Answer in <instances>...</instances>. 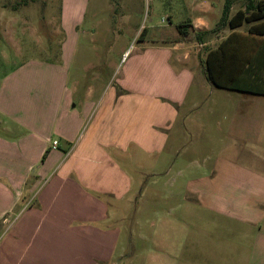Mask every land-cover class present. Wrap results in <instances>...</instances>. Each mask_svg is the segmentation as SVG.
<instances>
[{
    "label": "rangeland",
    "instance_id": "rangeland-1",
    "mask_svg": "<svg viewBox=\"0 0 264 264\" xmlns=\"http://www.w3.org/2000/svg\"><path fill=\"white\" fill-rule=\"evenodd\" d=\"M74 1L0 0V87L15 68L35 64L16 91L30 108L40 86L46 94L55 85L47 67L65 59L64 90L81 85L70 102L77 116L91 88L93 106L70 151L99 124L104 136L117 134L102 148L123 174L103 180L119 192L104 197L119 231L111 264H264V130L251 122L261 117L264 97L198 83L202 48L195 34L182 40L175 28L185 16L179 0ZM223 6L221 0L216 22ZM66 19L77 29L68 31ZM144 28L148 35L139 38ZM179 42L171 54L162 50ZM184 47L187 69L176 60ZM183 70L195 79L176 76ZM201 108L214 111L200 116ZM234 114L250 125L228 130L223 116ZM214 121L218 128H197ZM5 124L6 138L26 134Z\"/></svg>",
    "mask_w": 264,
    "mask_h": 264
},
{
    "label": "crops",
    "instance_id": "crops-1",
    "mask_svg": "<svg viewBox=\"0 0 264 264\" xmlns=\"http://www.w3.org/2000/svg\"><path fill=\"white\" fill-rule=\"evenodd\" d=\"M220 1L179 0L185 14L179 23L190 20L191 26L186 36L179 33V23L175 26L182 40H186L189 34H195L194 38L202 48L194 63L196 73L200 75L197 81L209 85V90L213 85L205 79L203 73L207 52L232 33L246 36L251 26L253 30L264 33V20L243 24L234 30L225 27L219 33H212L219 21L216 22V13L220 11ZM261 1L263 0H230L229 17L237 11L246 12V4ZM225 2L226 0L224 4ZM71 3H76V0ZM172 5L169 2L171 13ZM167 17L171 23L172 15ZM209 20H212V24ZM66 21L68 31L77 29L74 20ZM145 32L148 35L147 29ZM204 32L208 33L200 35L197 39V35ZM164 34L165 32L159 33L162 36ZM63 43L60 49L61 60L67 55V43ZM151 44L158 43L152 40ZM180 44L182 43L163 47L162 50L171 54L181 48ZM184 49L177 54L176 60L180 67L187 69L189 53L187 47ZM170 57L171 55H168L165 59L167 66L170 65ZM35 66L27 63L15 68L6 75L0 87V264H111L119 241V231L111 220L112 215L104 197L119 192L112 189L116 186L108 187L103 180L107 174L119 177L123 174L115 160L107 157L102 148L107 145L106 138L110 139L117 134L104 136L99 124L91 137H82L78 150L75 147L71 152L72 142L75 141L83 120L91 112L93 103L88 101L92 90L89 86L86 87V100L82 101L83 110L77 116L76 109L72 110L70 102L72 92L76 93L81 85L74 82L71 93L64 90L63 80L65 77L67 80L68 72L64 69L66 60L63 59L62 65L57 62L47 67L51 82L55 85H52L50 90L46 89L45 94L42 93L43 86L39 84L40 89H43L39 91L40 96L32 94L31 107L25 108L19 103L20 96L16 91L24 79V73L30 67L35 69ZM190 74L183 70L175 75L185 76L187 82L191 76V82L195 79V74ZM14 92L17 95L13 94ZM249 100L248 97L247 101ZM37 101L38 106L45 105L46 108L39 109ZM213 111L212 108H201L199 113L200 116H206L212 115ZM261 112V117L252 121L250 118L237 119L235 114L229 116L230 118L224 115L222 121L228 123L227 129L230 131H243L250 125V121L257 123L264 130V111ZM6 121L17 125L26 134L17 138H6L10 134ZM197 122L204 121L199 119ZM219 124L220 121H214L213 126L204 124L202 127L198 124L197 128L212 129ZM112 128L115 129V125ZM10 141H16L17 144H11ZM54 142L57 143L55 148ZM28 179H31V183L25 188Z\"/></svg>",
    "mask_w": 264,
    "mask_h": 264
},
{
    "label": "trees",
    "instance_id": "trees-1",
    "mask_svg": "<svg viewBox=\"0 0 264 264\" xmlns=\"http://www.w3.org/2000/svg\"><path fill=\"white\" fill-rule=\"evenodd\" d=\"M229 13L230 0H226L221 18L212 33H219L225 27L234 30L243 24L263 21L264 0L246 4V12L237 11L231 17ZM190 26V20H185L177 25V29L182 36H186ZM144 32L145 28L139 38ZM207 33H199L197 39ZM203 66L205 79L216 88L264 96V33L253 30L251 26L246 36L238 33L230 34L214 49L207 52ZM46 154L47 151L43 160Z\"/></svg>",
    "mask_w": 264,
    "mask_h": 264
},
{
    "label": "built area",
    "instance_id": "built-area-1",
    "mask_svg": "<svg viewBox=\"0 0 264 264\" xmlns=\"http://www.w3.org/2000/svg\"><path fill=\"white\" fill-rule=\"evenodd\" d=\"M56 144H57V143H56V142H54V144H53V147H54V148L56 147Z\"/></svg>",
    "mask_w": 264,
    "mask_h": 264
}]
</instances>
